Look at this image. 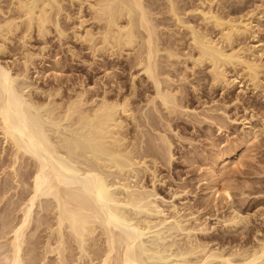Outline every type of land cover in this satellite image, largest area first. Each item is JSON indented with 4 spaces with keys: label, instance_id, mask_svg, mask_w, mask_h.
<instances>
[{
    "label": "bare ground",
    "instance_id": "6f19581e",
    "mask_svg": "<svg viewBox=\"0 0 264 264\" xmlns=\"http://www.w3.org/2000/svg\"><path fill=\"white\" fill-rule=\"evenodd\" d=\"M161 1L0 0V54L15 43L14 38L21 46L20 58L15 54L14 60H8L11 62H0V171L9 169L3 168L6 177H0V264H264V236L225 251L221 244L213 246L207 238L196 236L208 233L209 227L194 213L183 214L174 203L162 207L156 201L153 179L157 161L156 155H151L161 153L165 162L170 161L171 142L163 134L153 138L141 130L153 124L152 111L168 119L179 109L190 108L183 85L189 74L193 77L201 68L207 73L209 89L219 87L225 95L235 85L239 93L247 85L264 96V40L257 38L258 21L264 15H258L262 2L256 10L236 17L230 8L241 0H217L218 4L215 0H195L191 9L179 5L178 0ZM213 3L222 11L227 9L226 13L221 14ZM66 4L74 7L73 13L65 9ZM158 15L174 28L159 22ZM188 16L198 18H189L194 20L191 22ZM59 18L68 20L67 24L71 19L73 26L68 32L74 45L77 42L93 59L103 52L127 59L128 66L137 72L129 74L125 91L112 81L116 83L114 93V85L109 90L104 83L101 93L97 88L100 94L94 89L96 93L89 95L88 88L77 81L67 86L66 94L59 85L36 89L34 94L43 96L40 99L24 92L26 84H18V79H27L28 67H33L32 59L45 49L48 35L55 31V37L63 41L69 35ZM180 31L187 44L178 37ZM34 37L42 42L38 52L29 49ZM247 38L257 39L250 44L245 42ZM179 41L186 46L178 47ZM67 50L70 56L80 55L73 45ZM15 66L17 71H13ZM136 78L152 86V96L146 94L147 101L144 99L146 106L151 105L149 109L136 107ZM75 85L81 88L75 89ZM192 91L196 92L193 86ZM239 100L237 94L231 98L235 105ZM142 122L146 123L143 127ZM154 126L149 128L155 131ZM255 130L247 131L245 138L255 140L261 135L260 129ZM152 144L158 149L154 151ZM219 164L215 162L208 169L213 193H227L226 186L216 188ZM140 172H148L152 178L150 188L141 182ZM231 211L232 215L221 220L222 226L232 229L243 222L245 227L246 220H242L247 216L241 218ZM153 229L157 230L156 244L173 235L174 240L163 245L168 249L174 246L172 252L181 260H169L161 249L147 253L141 238Z\"/></svg>",
    "mask_w": 264,
    "mask_h": 264
},
{
    "label": "rangeland",
    "instance_id": "374dc122",
    "mask_svg": "<svg viewBox=\"0 0 264 264\" xmlns=\"http://www.w3.org/2000/svg\"><path fill=\"white\" fill-rule=\"evenodd\" d=\"M153 1L155 2V4L157 3V0H153ZM158 1L160 2L161 0H158ZM178 1L180 3L179 5H182V4L188 5L187 7L185 6L188 9L189 8L191 9L195 5V0H190L193 3L189 2V0H185V1L178 0ZM215 1H216L215 3L218 4L217 0ZM145 2H147V4H150L152 1L151 2L145 1ZM161 2H163V0ZM185 2L188 4H185ZM238 2L239 1L235 2L234 7L232 6V8H230L231 11H233V14H231L233 16L235 14V16L238 17L239 15L246 14V12L256 10L257 9L256 7L259 6L261 2H262L261 6L263 8L262 7L259 8L258 15L261 16L264 14L262 13V11L264 10V0H241L240 4ZM215 3H213V5L215 6L212 5V7H217L216 9L218 11H222L221 8L218 7V5L216 6ZM236 3H238L239 5L237 4L238 5L237 6ZM155 4H153V6H155ZM189 4H192V5L189 6ZM161 6L162 5H160L159 7L162 8ZM73 8L74 7L70 8L68 4H66L65 6V9H68L67 10L68 12L70 10L69 12L70 14L73 13V10H72ZM225 11H227V9H225L224 11L220 13L224 14L226 13ZM192 15L197 16V14H194V13H192ZM61 16L64 17V13ZM156 17H158L156 18L158 19V21L161 20L159 22L166 23L165 25L168 26L170 30L174 28V26H171L172 23H170L168 19H167L168 20L167 22H164L166 20L164 19L163 21L162 19H160L159 18L161 17L160 15ZM192 17L188 16V19L189 18L194 19ZM197 18L195 17V19ZM59 20H61L59 21V23L62 24V26L65 24L64 25L65 28L68 29L66 31L67 35L68 34L69 35L66 38H63L64 41L56 38L57 36L55 37L56 35L55 31L51 33L52 35L50 36L48 35L46 39L47 42H46L45 49L43 51H40V55L32 59L33 67L31 65L28 67V71H27L28 80L25 79V81L24 80L21 81V79H18L19 80L18 84L20 85H22L23 83L26 84V88L24 87L23 89L24 92L26 90V92L28 91L30 93H33L31 94V96L32 95L33 97L37 96L40 99L41 97L43 98L42 94H38V93L34 94L35 92L39 91V89L44 90V89H48L52 87L55 88L59 85L62 88V92L64 91L66 94V88H69L67 86H72L77 81H79L77 82V84L81 83V85L88 88V93L90 92L89 95H92V92L96 93L95 90L97 88L99 89V92L101 93L103 91L104 85L106 86V87L104 86L106 89L107 87L108 89L110 88L109 90H111V87L114 85L113 92H112L114 93V88H115L116 83H120V85L123 87L125 91L130 84L128 83L130 82L128 79V77L130 78L129 74L131 73L136 74L137 72L136 69H134V67L130 68L128 66L127 59L124 57L119 58L116 56H108L107 53L105 52H103L102 55L97 53L96 54L97 57L95 56L96 58L94 57L95 59H93V56L91 57L90 55L91 53L88 54L89 52L87 53L85 49H84L85 51L82 50L83 48H81V46L78 45L77 42H76V45H74L75 42H73V38L71 37L72 36L70 33L71 31L68 32L69 26L70 27L73 26L72 23H70L71 19L69 20L68 24L66 22L68 20L63 19V22H62V18H59ZM194 20H190V21L192 22ZM255 22L256 21H254V23ZM258 23H261L260 24L261 26L259 25V27L260 28L262 27V29L259 28L258 35L259 34L260 35L257 36V38L259 39L261 38L262 39L261 41L263 42L264 40V37H263L264 36V30H263L264 29V15L259 19ZM159 27H162V26H159ZM163 31H166V29H163ZM181 32L182 31H180V33ZM178 35L175 36V39L178 37L181 38V36H183V34L182 35L178 34ZM14 39L12 41H15V43L13 42L11 45L9 44L10 45L8 46L9 49L4 51V52L7 51L9 53L7 54L6 52L4 54L3 53L0 54V58L3 59V60L0 59V62L2 61L1 63H3V61L5 62L6 60L7 61L14 60L13 58H15L16 55H17L16 58H20L21 46L17 43L16 41L17 39L16 38ZM247 39L245 40V42L248 41L250 44L255 42V39H251V38H247ZM182 40L184 41L186 40L185 42L187 44V38L186 39L181 38V41ZM30 42L31 43L29 44V49L31 50L33 48L31 51L38 52L40 46H42L41 40L34 37L30 40ZM183 44L184 43H181L179 41L178 47L180 45H182L180 46V48L186 46V44L184 45ZM72 45L74 47V51H76L75 53H77L76 55L78 56V53L80 54L78 57L70 56L71 54L67 49L70 46L72 47ZM12 46H14L15 48L19 47L17 48L19 49L17 53H15L17 49H15ZM185 50H186V47H185ZM12 55L14 57H12ZM11 61H8V62H11ZM17 67L18 66H15L13 71H17L18 69ZM19 68H21V64H19ZM35 70H37L38 73H36ZM203 70L205 69L204 68L198 69L197 71H200V72L198 73L196 71L197 74H195V76L193 77L188 73L189 76H187V78L189 77L188 78L189 80L187 79V82L188 81H192V82L187 83L185 81L186 84H184L183 82L184 84L183 89L185 90V93L187 92L186 93L187 98H188L187 105L190 107L189 109L191 110L193 109L194 110L193 112H196V114L193 112L191 113V111L188 112L189 109L186 111H183L184 109H179L175 115H173L172 117H168L167 119V117L163 116V114L159 115L161 113H157V112L155 113V111H152V113H150L153 117L152 120H154L155 118V120L152 121L153 124L150 125L148 123L147 126H144L146 123L142 122V126L141 125L140 126L141 127L144 126V128H141V130L145 129V131H142V132H145L144 135H147L146 133L148 134L150 133V134H153L154 135L153 138H155L163 134L171 142V149H172L171 158L172 159H170V161L168 160L166 161L168 162V164L165 162L166 160L165 156L160 155L161 153L159 151L161 150L156 151L160 153L159 155L156 152L152 153V154L154 153L156 154L151 155V157L152 156L155 157V155L156 157L158 156V158L155 157V161H157L156 163L157 166L155 169L157 170L155 171L156 178L153 179L155 180V182L153 183L154 189L156 193L158 194V200L156 201L160 204L162 203L163 204V205L161 204L162 207L167 206L168 204L166 203L168 202L169 203L171 202L172 204L174 203V205L176 204L178 208L179 207L182 208L180 209V211H182L181 213L183 214H186L185 212L194 213L195 216L199 218L200 222L205 221L204 223L207 225V227H209V229L206 231L208 233H206L205 235H202L201 233H199L201 235L196 234V236L199 237V239H201L202 237L205 239L207 238L208 240L207 239L206 240L208 242H211L209 243L211 245L213 244L216 245L217 243L216 246L219 247V245L221 244V246L224 247L223 249L226 251V250L234 249L233 248L234 246L238 247L239 244L241 246L249 244L247 243L248 241H250L251 243V241L253 242V240L256 241L255 239L257 237L260 238L264 236V222H263L264 221L263 219L264 218V116H263L264 115V96H262L263 93H260L262 91L254 92L250 89L249 86L247 87V85H245L246 87L244 89L245 91H241L239 93L238 90L240 88L238 87V85H235L232 88V90H230L229 92H226L227 94L223 95L225 91H221L219 87L209 89L210 87L208 86V83H206L208 82L207 73L206 71H203ZM175 73L173 75H177ZM230 73L232 74V72ZM135 80H136L135 82L138 88L137 89L138 95H137V98L135 99L138 102L141 101L142 103L141 105H139L140 102L139 103L136 102L137 109L140 108L141 106L143 107V109L145 107L147 108V106H148L147 109L151 108L150 104L146 106V103H145L147 101L146 100L147 98L145 95L147 94V95L152 96L153 94V89H152L150 82L140 80L138 78H136ZM112 81L116 83L114 84L112 83ZM71 83L73 84L71 85ZM189 84H192V85H189ZM27 85H31V86L27 87ZM79 85H75V89L81 88L80 87L81 85L80 86ZM192 86L196 88V92H195L196 94L194 93V91L191 92ZM36 89L37 91H35ZM98 89H97V93H98ZM140 90L141 92H139ZM236 94L237 96H239L240 100H239V104L236 102V105H235L233 101H231V98L233 99V96L235 97ZM195 96H197V100ZM37 97L35 98L37 99ZM193 97H195V99ZM143 103H145V106H143ZM231 103L233 104L230 105ZM224 105H225V109H224ZM216 107H217V110H216ZM211 109L213 111H211ZM181 110L184 113L179 114V111ZM137 113L136 115L137 117H139ZM252 114H253V117H252ZM226 117H227V120H226ZM159 118H163V120L162 119L160 120ZM155 121L157 122L156 125H155L156 123ZM165 123H167L169 127ZM130 125L131 126L129 127L132 131L134 127L132 126V124ZM149 126H151V128L154 126L155 131L152 130L153 128L152 129L149 128ZM247 126L249 127L248 128L249 130L260 129L259 132H261L260 133L261 135L255 138V140H251V139L247 140V136L245 138L247 131L249 132V130L247 129ZM251 126H252V129H250ZM162 128H165L164 131H161ZM156 131L158 135L155 134ZM150 134L148 136H150ZM152 145H154L152 146L153 148L156 147L153 149L154 151L158 149L157 145L155 144H152ZM0 146L2 147V145ZM143 148H144V144H143ZM146 160H147V165L150 164L149 167L152 166L150 162L148 163L149 157H147ZM215 162L220 163L219 169L221 171L218 173L219 177L217 180L216 188L220 190L222 186L223 187L226 186L228 187L227 188L228 194L223 191L213 193L214 186L212 187V185L214 184L212 183V179L208 173V169ZM3 168H2L3 173L5 172V169L7 171L9 170L7 169L8 167L5 169ZM3 173L2 172L0 173V177L2 178L5 176ZM140 175L142 177L141 182L150 188V186L152 185L151 184L152 178H150V175H148V172L147 173L140 172ZM2 178L0 179V181L2 180ZM0 204H1L0 205L1 207L3 205V202H1ZM233 209H234V212L235 211L238 212L237 213L238 215L240 214L241 218L242 216L244 218L247 216L246 219L242 220V221L246 220V223L244 222L245 225L247 224L245 227L244 225H241L243 224V222L240 223V226L237 225L238 226V227L236 226L237 228L234 227L232 229H226V227L224 228V226H222L221 220L224 218H227L226 216H228V214L232 215L233 212L231 210ZM15 214H18V213H15ZM15 214H12L13 217ZM150 217H154V214L153 215L151 214ZM11 218L12 217H10V219ZM156 231L157 230L153 229L150 232L144 234L141 238L142 239L141 243H143V246L147 248L146 249L147 253L151 254L155 250L159 251L161 249V250H164L163 252L161 251V253L165 255L166 258L168 259L170 258L169 260L172 259L171 261L173 262L175 261L178 262L179 261L178 259L180 258L176 257L174 253L172 252L174 249L172 247L174 246L168 249L167 247L164 248L165 245H163V244L167 245V243H169L172 239L174 240V238L172 237L173 235L169 236L171 237L170 239L168 236H166L167 239L164 238L165 243L163 240H161L159 241L158 244H156L158 242L156 238L154 239L157 233ZM178 237L179 236H176L175 238H178ZM175 240H178V239H175ZM180 243H182V241H180ZM221 246L220 248H222ZM229 247H232V248H229ZM171 252L173 253V255L170 254ZM213 262H211L210 264H214Z\"/></svg>",
    "mask_w": 264,
    "mask_h": 264
}]
</instances>
